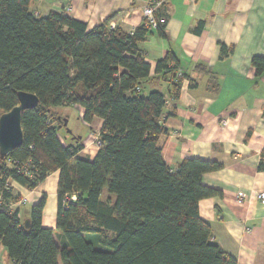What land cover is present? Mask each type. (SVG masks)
Segmentation results:
<instances>
[{"label": "trees", "instance_id": "16d2710c", "mask_svg": "<svg viewBox=\"0 0 264 264\" xmlns=\"http://www.w3.org/2000/svg\"><path fill=\"white\" fill-rule=\"evenodd\" d=\"M32 2L0 0V114L18 103L17 91L38 97L37 107L22 112V143L0 156V246L7 259L238 264L198 212L199 200L220 194L201 177L222 164L184 158L171 168L162 156L164 109L168 100H177L185 75L177 76L179 62L170 51L151 73L139 44L150 33L165 37L164 25L157 20L153 28L143 17L132 32L111 29V15L88 29L63 12L39 15ZM251 63L257 75L264 72L263 58ZM145 84L154 89L144 92ZM70 105L83 108L80 118L87 124L101 120L100 143L90 160L79 155L81 139L64 132L54 109ZM260 156L258 169L264 170V149ZM55 171V228L41 224L45 194L21 221L18 209L9 206L21 198L12 183L32 190Z\"/></svg>", "mask_w": 264, "mask_h": 264}, {"label": "crops", "instance_id": "0c3cea01", "mask_svg": "<svg viewBox=\"0 0 264 264\" xmlns=\"http://www.w3.org/2000/svg\"><path fill=\"white\" fill-rule=\"evenodd\" d=\"M148 1L33 0L31 9L42 16L63 12L88 29L113 15L109 23L128 32L141 24ZM155 16L164 25L165 37L150 33L139 44L150 72L170 51L185 75L177 100H168L164 109L166 132L159 139L164 161L171 168L184 158L222 164L201 177L203 185L220 194L199 200V216L210 225L214 241L238 264H264V198L258 196L264 192V170L258 169L264 149V72L257 75L251 63L255 56L264 59V0H165ZM153 85L145 84L146 92ZM161 90L167 91L165 85ZM76 106L81 117L83 108ZM83 125L89 133L80 135L79 155L90 160L97 150L92 140L101 120ZM57 180L55 171L32 190L12 183L25 199L14 205L21 221L45 194L41 224L55 228ZM0 260L11 264L2 246Z\"/></svg>", "mask_w": 264, "mask_h": 264}, {"label": "water", "instance_id": "95a60500", "mask_svg": "<svg viewBox=\"0 0 264 264\" xmlns=\"http://www.w3.org/2000/svg\"><path fill=\"white\" fill-rule=\"evenodd\" d=\"M18 103L9 111L0 114V156H4L14 148L20 146L23 139L21 127L22 112L26 109H33L38 105V97L31 92L17 91ZM62 127L68 134H71L75 140L81 136L73 135L70 128L67 127V119L62 118Z\"/></svg>", "mask_w": 264, "mask_h": 264}, {"label": "built area", "instance_id": "2783aa9c", "mask_svg": "<svg viewBox=\"0 0 264 264\" xmlns=\"http://www.w3.org/2000/svg\"><path fill=\"white\" fill-rule=\"evenodd\" d=\"M165 0H149L142 8V17H145L148 19L149 24L155 28L157 25V19L155 17V12L157 9H159L160 7H162V5L164 4ZM67 9H70V7L68 6ZM117 27V25H115V23H111L109 24V27L112 29L114 27ZM134 30V28L132 30H130V32H132ZM177 76L182 77V74L180 71L177 72ZM136 90L139 91L140 87L137 86ZM99 131V130H98ZM92 143L98 147L100 140H99V133L97 132L94 136H93V140ZM261 199L264 198V192L259 193L258 195ZM238 201L241 200V198L238 196L237 198ZM25 199L24 198H20L18 201H16L15 203L10 204V208L14 207V205H19L24 203Z\"/></svg>", "mask_w": 264, "mask_h": 264}, {"label": "rangeland", "instance_id": "374dc122", "mask_svg": "<svg viewBox=\"0 0 264 264\" xmlns=\"http://www.w3.org/2000/svg\"><path fill=\"white\" fill-rule=\"evenodd\" d=\"M143 91L144 92L146 91L145 88ZM54 109L56 111H58L60 114H62V115L64 114L67 116L68 128L70 127L71 129H73L74 132L79 134L78 136H80V135L84 136V135H87L89 133L87 126L83 125V121L78 116V111H77L76 105L59 106V107H55ZM94 135L95 134H93V136ZM82 140H83V138H81V141ZM0 264H3L1 260H0Z\"/></svg>", "mask_w": 264, "mask_h": 264}]
</instances>
